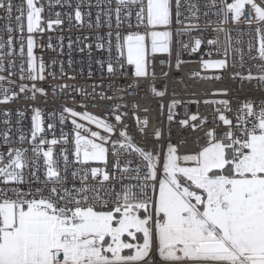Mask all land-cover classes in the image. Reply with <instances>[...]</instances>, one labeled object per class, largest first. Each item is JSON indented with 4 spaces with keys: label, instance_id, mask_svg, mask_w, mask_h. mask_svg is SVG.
Listing matches in <instances>:
<instances>
[{
    "label": "snow or ice",
    "instance_id": "1",
    "mask_svg": "<svg viewBox=\"0 0 264 264\" xmlns=\"http://www.w3.org/2000/svg\"><path fill=\"white\" fill-rule=\"evenodd\" d=\"M174 3L177 23H181L182 4L198 20L199 6L194 0H174ZM216 4L217 0H211L204 7L214 8ZM53 5L73 9V0H48L49 8ZM246 5L255 13L247 22L251 24L255 19L259 37L258 56L250 59L262 63L255 65L256 75L248 69L246 76L239 72L233 76L264 83V0L259 3L233 0L222 4L220 12L225 18L231 13L232 21L237 23ZM93 7L97 9V27L102 15L108 27L113 16L117 28L124 21L131 27L134 15L137 29L145 28L144 32L128 31L122 42L120 33H116V48L120 53L117 60L124 58L126 50V62L134 67V78L149 76V45L153 54L171 55L172 33L156 29L171 25L173 0H95V4L92 0H75V21L83 23L85 16L91 17ZM84 8L88 11H82ZM43 11L39 0H21L19 4L0 0V20L6 22L0 25V30L7 33L6 40L0 37V73L8 72V77L0 75V104L12 102L26 91L32 93L31 99L37 93L48 95L44 88L36 86L35 81L44 80L46 67L41 58L37 69L33 53V33L45 31ZM14 12L18 14L13 17ZM61 15L56 12L55 19L49 18L47 28L61 25ZM63 15L71 23L73 11ZM208 15L206 11L204 16ZM25 19L27 77L23 61ZM14 31L20 32V79L33 81L31 86L21 84L19 92L13 90L14 81L9 79L15 75L12 71L15 61L6 62V57L15 54ZM214 31L224 29L216 27ZM227 39L231 47L230 34ZM207 43L215 45L218 39H209ZM201 44V38H195L191 51L195 53ZM109 45L111 52V41ZM224 54L228 55L227 49ZM180 63L177 59V67ZM202 64L217 69L228 67L226 59L205 60ZM107 70L111 75L118 71L122 75L123 65L114 67L109 60ZM48 75L55 78L54 72ZM151 75L154 78L155 71ZM51 87L55 89L54 85ZM63 87L66 86L61 90ZM128 87L136 85L130 83ZM150 88L157 97H163L164 93L155 86ZM119 91L123 94L126 89ZM99 95L101 99H112ZM178 103L173 100L168 105L167 120L178 123L181 130L187 129V136L173 142L169 130L168 140L161 144L163 133L156 128L151 148L138 144L129 134L124 120L127 113L121 111L127 105L114 104L111 113L105 114L111 115V121L61 106L58 138L56 124H47V131L53 133L51 139H45L42 111L34 107L30 137L17 127L18 142L22 145L27 140L32 144L31 160L28 148L12 146L8 118L11 113L5 109L2 113L5 128L0 131V139L8 151L0 152V264H264V102L256 105L246 100L231 117L217 109L218 115L211 123L198 114L176 120L173 108ZM219 103L232 112L228 101ZM132 107H136L135 103ZM16 114L23 116L19 111ZM55 116V112L49 113L50 119ZM67 117H71L73 127L66 134L63 125ZM78 117L102 128L105 134L90 128L88 135L83 134L85 124L79 123ZM137 122L143 125L138 131L146 136L147 119L137 118ZM58 144L73 146L71 152L60 148L62 165L54 152ZM90 161L102 162L104 167H89ZM76 164L81 167H74Z\"/></svg>",
    "mask_w": 264,
    "mask_h": 264
},
{
    "label": "built area",
    "instance_id": "2",
    "mask_svg": "<svg viewBox=\"0 0 264 264\" xmlns=\"http://www.w3.org/2000/svg\"><path fill=\"white\" fill-rule=\"evenodd\" d=\"M194 2L199 6L198 20L192 18L188 13L187 5L182 4L181 23H177L173 0L171 25L167 29L163 27L156 29L157 31L168 30L172 33L170 41L171 55L169 56L167 53L153 54L150 51L149 45L147 55L149 76L136 79L133 77L134 67L128 65L126 62V53L124 52L123 59L117 60L120 53L116 48L117 32L120 33L122 42L123 36L128 31H145L143 27L137 29V21L134 15L130 21L131 27L128 21H124L117 28L115 16L112 17L111 27H108L103 15L100 18V27H97V9L95 7L91 9V17L85 16L83 23H77L74 18L75 0H73V9L57 5L49 8L48 0H39V4L44 6L42 26L45 31L33 33L35 41L33 53L36 57L37 69L42 58L46 71L44 73V80H37L35 83L37 87L44 88L48 95L45 97L37 93L35 99H31L32 93L26 91L21 93L12 102L0 104V131H3L5 128L2 123L5 116L2 113L7 109L11 113L8 118L11 120L12 146L28 148L29 152L27 155L29 160H31L32 153L30 149L32 144L27 140L22 145L18 142L19 133L17 132V127L23 130L25 136L30 137L31 117L34 107L40 108L42 111L45 121L44 127L46 129L44 133L45 139H51L53 138V133L47 131V124H56L55 136L58 138L61 130V125L59 124L61 106L74 108L77 112L87 111L111 121V115L106 116L105 114L111 113L114 104H124L127 107L122 108L121 111L127 113L124 120L129 134L134 137L138 144L142 146L147 145L148 148H151L155 143L153 133L156 128H159L163 133L160 141L161 144H164L168 140L169 130H171L173 142L188 134L187 129L181 130L178 123H170L167 120L169 113L168 105L173 100L180 102L173 108L176 120L184 119L186 116H191L192 114H198L201 117H207L209 123L218 115L217 109L226 112L231 117L234 116L235 110L246 100H251L256 105L264 102V83L258 79H253L249 82L233 76L234 72H239L246 76L248 69H252L253 75H256L255 65L262 63L259 59H250V56H258L256 50L259 48V37L255 32L257 22L255 19L252 20L251 24L247 22L249 16L254 17L255 15L251 7L246 5L240 21L234 23L231 13H228L225 18L223 13L220 12L222 4L232 3L233 0H217L216 7L214 8L204 7L205 3L211 4V0H194ZM257 2L259 3V0ZM14 3L19 4L21 0H14ZM92 3L95 4V0H92ZM68 11H73L71 23H69L67 16L63 15V13ZM82 11L87 12L88 9L84 8ZM206 11L209 13L207 17L204 16ZM50 12L51 16H49ZM56 12L62 13L61 19L63 23L59 26H54L52 29H48L47 20L49 18L55 19ZM16 14L18 13L14 12L13 17ZM217 21H222V23L217 24ZM4 23L6 22L0 20V25ZM15 23V19L13 18V27H15ZM24 25L23 61L24 76L27 77L28 32L26 19ZM216 27H222L224 31L215 32L214 29ZM185 28L192 30L184 31ZM229 29H231L230 33ZM109 32L112 33L111 36L108 35ZM229 34L232 40L231 47L228 46L227 38ZM13 36L17 38L14 42L15 54L11 57H6V62L8 59L15 61V67L12 69L15 75L9 77V79L14 81L12 85L13 90L19 92L21 84L31 86L33 81L27 78L24 80L20 79L21 57L19 55L20 43L18 40L20 32L14 31ZM0 37L6 40L7 33L0 30ZM195 38H201L202 44L193 53L191 49ZM209 39H218V43L209 45L207 43ZM109 41H111V52H109ZM98 44L103 47L98 48ZM250 44L252 45L251 51L249 49ZM226 49L228 52L227 56L224 54ZM177 59L181 61L179 67H177ZM219 59H226L228 67L224 69L202 67V62L205 60ZM109 60L113 62L114 67L119 68L121 64L123 65L122 75L119 71L115 75L108 73L107 62ZM242 61L243 63H241ZM233 64H235L234 68ZM153 71H155L154 78L151 75ZM50 72L55 73V78L48 75ZM165 72L167 73L166 76L164 75ZM0 75L8 77V72L5 71L0 73ZM130 83H134L136 87L129 88L128 85ZM109 84H111V88H109ZM53 85L55 89L51 87ZM5 86H7V81H5ZM62 86L66 87H63V90H61ZM150 86H155L158 91L163 92V97H157L151 91ZM120 88H125L126 91L121 94ZM99 94L112 97V99H101ZM121 95H123V99H121ZM222 100L229 102L228 106L232 109V112H227L225 107L219 103ZM133 103L136 105L135 108L132 107ZM81 105H86V107H82ZM161 105H163V108H161ZM17 111L22 112L23 116H17ZM51 112L56 113L55 119L49 118V113ZM137 118L140 121L147 119L148 123L144 126L147 133L146 136L138 131V128L143 125L138 124ZM17 120L20 121L19 126L17 125ZM77 121L85 124V130L83 131L85 135H88L87 129L89 128L92 131H99L101 135L105 134L102 128H97L93 123L81 120L79 117ZM72 127L71 117H67L63 125V131L67 134L71 132ZM220 127L223 128V125H220ZM113 139H115V136H113ZM61 147L68 148L71 152L73 146L67 144L55 146L54 152L56 153V158L62 165ZM7 151V147L3 146V140L0 139V152L6 154ZM70 158L74 159V157ZM39 163L43 164L42 158L39 160ZM88 165L89 167H104L103 163L98 161H90ZM71 167L72 165H70ZM74 167L79 168L81 165L76 164ZM40 175L43 178L42 171Z\"/></svg>",
    "mask_w": 264,
    "mask_h": 264
},
{
    "label": "rangeland",
    "instance_id": "3",
    "mask_svg": "<svg viewBox=\"0 0 264 264\" xmlns=\"http://www.w3.org/2000/svg\"><path fill=\"white\" fill-rule=\"evenodd\" d=\"M125 53H126V50H125ZM209 61H214V60H209ZM202 67H204L203 64H202ZM204 68H211V67H204Z\"/></svg>",
    "mask_w": 264,
    "mask_h": 264
}]
</instances>
